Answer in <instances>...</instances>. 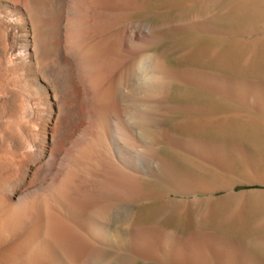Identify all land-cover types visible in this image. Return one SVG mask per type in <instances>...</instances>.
<instances>
[{
  "label": "bare ground",
  "instance_id": "6f19581e",
  "mask_svg": "<svg viewBox=\"0 0 264 264\" xmlns=\"http://www.w3.org/2000/svg\"><path fill=\"white\" fill-rule=\"evenodd\" d=\"M147 1H156L165 10L154 11L147 19L145 14L134 15L137 0H0V264H138L140 260L172 264V252L193 250L190 243L176 239L156 222L142 221L137 206L138 200L151 196L146 193L140 200L142 181L161 180L173 189L168 194L190 195L197 189L190 186L193 178L178 170L161 150V144L177 143L174 147L185 149L195 142L174 133L168 125L172 111L192 110L186 108L184 93H179L183 100H173L175 81H192L205 92L238 101L264 128L263 72L261 77L233 82L215 69H175L171 63L175 53L171 56L169 33L174 28L217 37L224 30L213 22L216 7L227 1V7L236 3L200 0L206 9L172 17V6L188 0H142ZM246 1L264 5V0ZM262 6L257 7L262 10ZM227 30V35L236 31ZM250 34L252 38L245 41L242 36V42L250 44L254 64H258L264 58V25L260 28L251 23ZM211 50L207 60L212 58L218 65L226 58L219 45ZM201 152L203 155L205 148ZM245 203L239 204L243 207ZM155 239L160 241L156 244L161 245L162 254L150 249ZM216 243L218 248L226 246L222 241ZM192 250V256L190 251L187 254L190 260L210 262ZM236 261L227 256L223 263ZM239 262L259 264L247 252Z\"/></svg>",
  "mask_w": 264,
  "mask_h": 264
},
{
  "label": "rangeland",
  "instance_id": "374dc122",
  "mask_svg": "<svg viewBox=\"0 0 264 264\" xmlns=\"http://www.w3.org/2000/svg\"><path fill=\"white\" fill-rule=\"evenodd\" d=\"M188 1H185L182 3L181 2L176 3L177 5L174 4L175 6L173 5L172 8L170 9L171 10L170 15L172 17H176L177 14H180L181 12L186 14V13H190V12L192 13L194 11H202V10L207 8L206 3H204L203 1H201V2H203L202 4H204L206 8L204 7V5L201 4L200 0L199 1L198 0H188ZM229 2H231L232 4L236 3V6L233 5V6L227 7L226 4L228 3V1L226 3H223V5L221 4V6L218 5L217 7L219 9L216 7V10H218V11H214V13L212 15L213 16L212 19L213 20L215 19L213 22L216 25H218V27L221 30H224V32H226L227 29H228L227 33L229 32V30L230 31L236 30V31H234V33L236 32L235 35H234V33L229 32V33H231L229 36V33L227 35L224 32L222 33V31H221L222 34L219 33L217 35V37H216V34L209 35L210 33H207V32H199V35H197L198 31L193 32V30H180V29H176V28H174V29L177 31H175L173 29L169 33V38L173 42V50L171 52V56L175 53L174 56L171 57V59H172L171 63L173 65V67H175V69H177V68H179V69L189 68L190 70L193 68H202V69H208V70H214L215 69L216 71L218 70L220 72L219 74H220V76H222V78L227 79L226 77H229L227 80H230V81L232 80L233 82L248 81V80L252 79L254 76L261 77L262 75H264V69H262V68H264V58H262V61L258 62V64H254V61H253L254 58L252 56V54H253L252 47L250 46V44L248 42L247 43L245 42L246 40L249 41L250 40L249 37L252 38V36H253L252 34H250L251 23L252 24H255V23L259 24L260 28H261V26L264 25V23H263L264 21H262V20H264V18H263V16H264V9H263L264 5L263 6L261 4L257 5V3L254 4L253 2L250 3L247 1L244 2V0H229ZM137 3H138L137 4L138 8L139 7L140 8L134 9V15L135 16H141V15L145 14L144 15L145 18L150 19L154 16V11H155V13H157V12L160 13V12H163L165 10L164 6L163 5L160 6V4L156 1H152V2L147 1V4H145L144 2H142V0H141V2H140V0H137ZM190 3H192V4H190ZM139 4H140V6H139ZM239 4H241V5H239ZM248 4L251 6H248ZM252 5H254V6H252ZM159 6H160V9L158 8ZM224 6L226 7V9L227 8H231V9H228V10H226L227 12H225ZM257 6H262V10L260 9V7H257ZM148 7L150 8V11L148 10L149 9ZM180 7H182V8H180ZM242 8L247 10V11L243 10ZM222 11H223V13H222ZM136 12H137V14H136ZM257 15L259 17H262L263 19L260 18L259 21H257L256 20V19H258ZM239 22H241L242 25ZM243 23H245V24H243ZM260 23H263V25H260ZM247 24H248V26H247ZM245 25H246V27H245ZM232 26H233V30L231 29ZM239 26H240L241 30H242V27L244 26L243 28H245V30L243 29L241 31L238 28ZM236 27H237V29H236ZM247 27H249V29ZM238 29L240 30L239 31L240 33L241 32L244 33V31H245V32H247V34H249V35L246 34L244 36V34L241 33L242 36L245 37L244 43L242 42L243 37L239 36L241 34L237 33ZM248 31H249V33H248ZM200 33L208 34V35H203V34L201 35ZM236 34H238V35L236 36ZM187 35H189V36H187ZM221 35H223V36H221ZM233 35H234V37H232ZM219 36H221L222 38ZM240 37H241V39H240ZM188 39H190V40H188ZM236 39H238V41ZM192 41L197 42L200 46L194 42L192 43L193 44L192 45L191 44ZM198 41H200L201 43ZM177 42H180V43H177ZM182 43L187 44V46H184ZM189 43L191 46L189 45ZM239 43L241 45H239ZM176 44H179V46L177 48H175ZM181 44L183 46H181ZM203 44H206V46ZM207 44H209V45H207ZM215 45H217V46L219 45V47L221 48V50H220L221 56L223 58H224V56L226 57V58H224V60L219 59L220 61H218V65L213 62L212 58H209L210 53L212 51L211 49H213ZM197 46L199 48H197ZM239 46H240V48H239ZM182 47H184V48L181 49ZM206 48L208 49L207 52L205 51V50H207ZM209 49H210V51H209ZM178 50H179V52H178ZM188 52H190V53H188ZM198 52L200 55H195ZM201 55H202V57H201ZM208 55H209V57L207 60L206 57ZM196 56L197 57L200 56L199 61H198ZM193 57H194V60L196 63L194 62ZM247 58L250 59V61L247 60ZM246 60L248 61L247 64L245 63ZM195 64H197V65H195ZM257 69L258 70L260 69V71L257 72L258 71ZM261 69H262V71H261ZM260 73H262V75H260ZM173 86H172V89H173L172 93L174 94L173 100H175L177 102V99L178 100L184 99V101H185L187 98L186 102H184L186 104V108H187V110H189V109H192V110L191 111H185L183 113L182 112H176L175 110L172 111L171 116L168 119V125L170 124V129L174 133H176V134L181 133V135L184 134L183 136L187 137L192 142L195 140V142H194L195 144L190 143V145L192 147L188 146V144H187L186 145L187 148H185V149H183L184 147H181V146L180 147H178V146L174 147V145H178L177 143H172V145L161 144V146L163 147V148L161 147V150H163L162 152H164L163 155L167 156L173 162V164L177 167L178 170L187 172L193 178L191 181V184L197 183V185H194V184L191 185L190 184V186H192V187L196 186L197 189H195L190 195H182V194H177V193L168 194L169 191H172L173 189H171V188L169 189V186L165 182L158 180V179H150L147 181H142L141 185H140V190L142 191L140 200L142 198L146 197V193H147V195L150 194L151 196L149 195L150 198L147 196L148 198L142 199L141 202L138 200V202H137V206L139 208L138 212L141 211V213H139V217L145 223H149L148 221H150V223L156 222L155 224H157L160 229L171 233L173 235V237H175L176 239H180V240H182L184 242H188L192 245L193 250L191 248L188 249V251H187V249L183 250L182 254L176 253L175 251L172 252V255L175 256V259H173V257H172V262H173L172 264H174V263H177V264H194L195 263L194 260L192 261V259L191 260L189 259V257H190L189 255H191V253H192L191 250L192 251L195 250L197 253L202 254L207 259L209 258L208 261H210V262L203 263V264H211V263L212 264H226V263H223V260L227 256L231 259L237 260L236 263H233V264H242L239 261H241L243 252L250 253V255L255 259V261H257L256 263L261 264L263 262V264H264V260H263L264 259V244H261V241L264 240V238H263V236H264V222H263L264 221V200H263L264 199V193H263L264 192V162L262 163V161H264V157L262 158V156L264 155L263 154V150H264V139H263L264 138L263 137L264 136V128H262L263 126L260 123H258V124H260V125H258L256 123V121H254V119L252 118L251 113L245 107H243L241 105V103H239L238 101L230 100L228 97H225V96L220 95V94H213L209 91L205 92L206 91L205 89L202 90L201 87H199L196 83H194L192 81H187V82L175 81L173 83ZM178 86H180V87H178ZM198 90L203 91V93H200L201 91L199 92ZM175 91H177V92H175ZM193 92L195 95L193 94ZM196 92L201 94V95H198ZM204 92L206 94H204ZM179 93L180 94L184 93L186 97L181 99L182 97H180ZM186 93H187V95H186ZM175 94H177V95H175ZM202 94L205 95L206 97L203 96ZM215 95L216 96L218 95V96L215 97ZM207 96H208V99H207ZM176 97H177V99H174ZM195 98H197L196 100H198V101H196ZM227 100H229V101H227ZM208 101L210 103H208ZM212 101H213V103H212ZM231 102H233V103H231ZM217 103L219 105H221V107ZM206 104H209V105H206ZM211 104H214V105H212L214 108L211 106ZM217 105H218V107H220L218 110H217V108H218ZM224 108H226V110H224ZM194 109H198V110L195 111ZM199 109H202V110L205 109V110L200 111ZM207 109H209V110H207ZM213 113H214V115H213ZM194 114H196V115H194ZM199 114H202V115H199ZM232 114H235V115H232ZM183 115L184 116L186 115V117H184ZM188 115L190 117L192 116L191 119ZM194 116H195V118H194ZM243 116H245V117H243ZM207 117H209V118L211 117V118L207 121L206 120V119H208ZM251 118H252V121H251ZM192 119H196L197 122H194V120H192ZM211 119H213V120H211ZM223 119H227V120L223 121ZM181 120H182V122H180ZM205 121H207V122H205ZM231 121H232V123H231ZM241 121H243V122H241ZM196 123H199V124H196ZM228 123L230 125L232 124V126H231L232 131L230 130V127H229L230 125ZM185 124H186V126H185ZM194 124H196V125L194 126ZM206 124H207V127H206ZM171 125H173V126H171ZM189 125L190 126L192 125V127H194L195 129L193 128V130L191 131L192 127H189ZM219 125H220V127H219ZM243 126H245V127H243ZM175 127H176L177 131H179V129H181L182 132L181 131L177 132L175 130ZM202 127H206V128L201 129ZM197 128H198V130L196 131ZM208 128L211 130H209ZM233 128H235V129H233ZM214 129H216V130H214ZM254 129H256V130H254ZM183 130H185V131H183ZM224 130H226V132ZM251 130L253 132L250 133ZM242 131L243 132L247 131V132L243 133ZM196 132L198 134H196ZM257 133H259V134H257ZM252 134H253V137H252ZM259 135H260V137H259ZM136 137L138 138L139 136L137 135ZM197 140H198V142L196 143ZM250 141H252V142H250ZM254 142H255V145H254ZM256 144H258V145H256ZM201 145L204 146V148H205V152L203 154L204 156L202 155L203 152H201L202 150L204 151V148H202ZM193 146L196 148L192 149V148H194ZM199 146H201V148H200V149H202L201 151L199 150ZM258 147H260V148H258ZM261 148H263L262 151H261ZM177 149H178V151H177ZM191 149L193 152L191 151ZM194 150L195 151L197 150V151L195 152ZM255 150L258 153H256ZM187 152H189V153H187ZM193 153L197 154V156H193V155H195ZM190 156H192V157H190ZM202 157H203V159H202ZM261 159H263V160H261ZM142 166L146 167L147 164L144 163V164H142ZM202 170H204V171H202ZM201 178H204V179H201ZM196 179L198 180V182L196 181ZM152 181L155 183L153 184ZM205 182H206V184H205ZM150 185L153 187H151ZM212 190H215V191H212ZM143 194H144V197H142ZM244 194L246 195L247 199L244 198L245 197ZM254 194L256 196H254ZM240 196L241 197L244 196V197L241 198ZM251 196H252V198L254 197L255 200H253L254 198L251 199ZM258 196H260V199ZM154 197H156V198H154ZM256 198H257V201H256ZM170 199L174 200V201H171L172 203L170 202V204H169L168 202L170 201ZM250 199L253 200L254 202L251 201ZM261 200H263V201H261ZM247 201H248V203L249 202L250 203L249 204L245 203ZM255 201H256V205H258L259 208H257V206H255ZM166 202H167V204H166ZM257 202H259V203H257ZM239 203H241V204L245 203V204H243L242 205L243 207H241ZM252 203H254V204H252ZM236 207H237V210L235 209ZM261 209L263 210V212L261 211ZM236 211H238V212H236ZM255 212H256V214H255ZM234 213L236 214L235 215L236 217L234 216ZM217 215H218V217H217ZM214 217L216 218V220L214 219ZM226 217H228V218H226ZM217 218H219V219H217ZM235 218H237L238 220ZM152 220H154V221H152ZM217 222H218V224L216 226L212 225L213 223L215 225ZM221 226H222V228H221ZM246 231H247V233H246ZM218 240L222 241L224 244H226V246H222L221 248L219 246V248H218L217 247L218 244L216 243V242H219ZM158 242L160 243V241L158 239H155L154 242H151L150 249L155 251L157 254H159L160 252L162 254V250H161L162 248H159V246H161V245L156 244ZM254 242L256 244H254ZM152 243H154V244H152ZM235 244H239V247L235 248V246H234ZM154 245L156 247H154ZM189 251H190V253H189ZM185 252H186V258H185V254H184ZM188 253H189V255H188L189 257H187ZM181 255H183L184 257H182ZM179 256H180V258H176ZM258 260H260V261H258ZM138 264H149V263L143 262L142 260H140ZM195 264H200V263L196 262Z\"/></svg>",
  "mask_w": 264,
  "mask_h": 264
}]
</instances>
